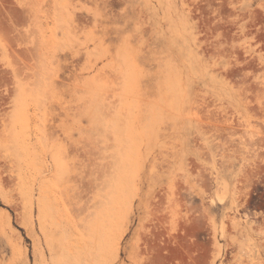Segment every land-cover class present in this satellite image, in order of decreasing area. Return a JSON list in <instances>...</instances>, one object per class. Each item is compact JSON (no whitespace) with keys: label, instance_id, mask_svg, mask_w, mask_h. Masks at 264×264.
<instances>
[{"label":"rangeland","instance_id":"374dc122","mask_svg":"<svg viewBox=\"0 0 264 264\" xmlns=\"http://www.w3.org/2000/svg\"><path fill=\"white\" fill-rule=\"evenodd\" d=\"M262 137L264 0H0V264H264Z\"/></svg>","mask_w":264,"mask_h":264},{"label":"flooded vegetation","instance_id":"af4514ba","mask_svg":"<svg viewBox=\"0 0 264 264\" xmlns=\"http://www.w3.org/2000/svg\"><path fill=\"white\" fill-rule=\"evenodd\" d=\"M247 210L264 215V180L257 183L256 187L246 201Z\"/></svg>","mask_w":264,"mask_h":264},{"label":"bare ground","instance_id":"6f19581e","mask_svg":"<svg viewBox=\"0 0 264 264\" xmlns=\"http://www.w3.org/2000/svg\"><path fill=\"white\" fill-rule=\"evenodd\" d=\"M263 129V128H262ZM261 129V130H262ZM257 132H260V131H257ZM257 135H259V133H255V134H253V136H251L250 137V140H251V144H254V142L256 141L255 140V138H256V136ZM242 140H244V142H246V139H244V136L241 134L240 136H239ZM261 141H262V143H263V141H264V138L262 137V138H259ZM256 144L258 143V142H255ZM247 149V154L249 155H255V156H262L263 154H261V153H257V152H255L254 151V149H253V147H251V148H246ZM262 160H264V159H262ZM255 169H256V167H255ZM255 169L254 168H252L251 169V171L249 172V173H247L246 175H245V177H244V181L246 180L248 183H249V185L251 186V184H252V182H253V180H254V178H255V176L260 172V169H261V167H260V165L258 166V169L259 170H257V171H255ZM245 181V182H246ZM248 183H246V184H248Z\"/></svg>","mask_w":264,"mask_h":264}]
</instances>
